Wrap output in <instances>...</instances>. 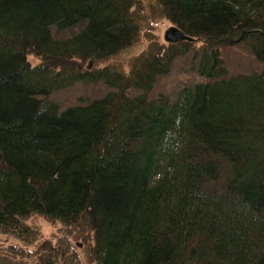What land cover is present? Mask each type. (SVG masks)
<instances>
[{
	"label": "trees",
	"instance_id": "trees-1",
	"mask_svg": "<svg viewBox=\"0 0 264 264\" xmlns=\"http://www.w3.org/2000/svg\"><path fill=\"white\" fill-rule=\"evenodd\" d=\"M141 1L0 0V231L32 242L43 215L89 224L94 264H264V68L230 72L221 51L264 64V0H157L195 39L99 67L139 37ZM191 49L207 79L152 94ZM96 79L113 91L56 101ZM49 248L38 264H63Z\"/></svg>",
	"mask_w": 264,
	"mask_h": 264
},
{
	"label": "rangeland",
	"instance_id": "rangeland-1",
	"mask_svg": "<svg viewBox=\"0 0 264 264\" xmlns=\"http://www.w3.org/2000/svg\"><path fill=\"white\" fill-rule=\"evenodd\" d=\"M135 11L140 22L139 37L133 45L113 54L106 61H102L99 67L110 65L120 71L127 72L131 69L130 64L138 53L157 45L169 44V41L165 40V31L173 22L163 15L157 0H142ZM78 30L79 27L67 29V31H61L59 36L65 38ZM193 42H195L194 49L202 44V41L195 40ZM194 49H191L187 55L179 56L166 75L159 74L157 76L152 94H158L159 92L172 93L177 91L183 84L207 79L192 68L191 61ZM221 51H223L224 60L230 72L261 71L264 68V64L255 58L253 51L246 43L223 45ZM36 59L34 56L31 57L34 63L37 61ZM78 64L79 68L88 70L97 67L92 60L88 59H82ZM111 91L113 89L105 84L103 79L80 80L67 88L59 89L54 96L62 106H69L80 100L86 101L95 97H102ZM127 91L136 94L135 89L127 88ZM26 223L36 228L34 241L28 242L11 232L0 231V252L2 255L12 260H24L26 264H38L39 254L48 253L51 250L50 245H56L65 254L63 256L66 259L62 262L63 264H94V257L92 256L94 234L89 224H83L82 226L64 225L59 221L52 222L43 215H33L26 220ZM11 246L20 247L17 250L18 253L22 254L12 255L11 251L13 249H11ZM28 249L29 252H27Z\"/></svg>",
	"mask_w": 264,
	"mask_h": 264
},
{
	"label": "water",
	"instance_id": "water-1",
	"mask_svg": "<svg viewBox=\"0 0 264 264\" xmlns=\"http://www.w3.org/2000/svg\"><path fill=\"white\" fill-rule=\"evenodd\" d=\"M165 40L169 42L194 40V36L184 31L178 24H172L165 31Z\"/></svg>",
	"mask_w": 264,
	"mask_h": 264
}]
</instances>
